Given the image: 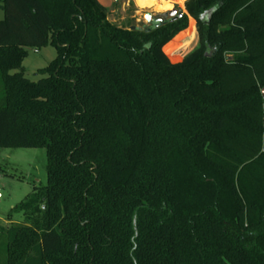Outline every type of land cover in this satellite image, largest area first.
<instances>
[{"label":"trees","instance_id":"trees-1","mask_svg":"<svg viewBox=\"0 0 264 264\" xmlns=\"http://www.w3.org/2000/svg\"><path fill=\"white\" fill-rule=\"evenodd\" d=\"M184 7L128 28L98 0L0 2V148L48 159L0 264H264V0ZM190 19L198 47L172 62Z\"/></svg>","mask_w":264,"mask_h":264},{"label":"rangeland","instance_id":"rangeland-1","mask_svg":"<svg viewBox=\"0 0 264 264\" xmlns=\"http://www.w3.org/2000/svg\"><path fill=\"white\" fill-rule=\"evenodd\" d=\"M166 2L167 0H156L155 7L143 10L137 6L136 0H114L113 12L108 14L110 22L120 27L129 28L130 25L145 27L150 26V23L144 17L146 13H152L154 17H158L168 13L172 8L177 9L179 12L182 10L185 13L184 6L175 3V7H173L170 4H165ZM1 20H4V13L0 10ZM183 37H187V42H189L193 37V28H190L185 34L167 45L165 48L166 54L175 46L180 45ZM197 47L198 41H190L180 50L174 61L180 60L185 54L186 56L189 55ZM27 51L28 55L23 62V73L29 80L37 81L43 77L39 74V70L50 65L57 56V50L49 44L38 50L29 48ZM0 91L2 93L1 82ZM47 164L48 159L45 149L0 148V226L3 229H8L20 223L21 218L19 216L15 215L12 221L7 220V216L35 188L47 185ZM3 243V235L0 233V249ZM1 255L0 251V258H2Z\"/></svg>","mask_w":264,"mask_h":264},{"label":"crops","instance_id":"crops-1","mask_svg":"<svg viewBox=\"0 0 264 264\" xmlns=\"http://www.w3.org/2000/svg\"><path fill=\"white\" fill-rule=\"evenodd\" d=\"M186 1L187 0H167V2L165 4H168V5L170 4L173 7H175L174 6L175 3H178V5L185 6V2ZM98 2L101 5H103L108 10V14H110V13L113 12L114 0H112V1H109V0H98ZM108 19H109V21H111L109 15H108ZM192 22H194V25L192 24ZM190 28H193V37L191 38L190 41L191 42L192 41H196L197 42L198 41V39H197V29H196V22H195L194 19H191L190 20V25H189V28L187 30H189ZM187 30H185L184 32H182L181 34H179L171 42H174L177 38H179V36H181L182 34H185L187 32ZM189 42H187V37H183L182 40H181V42H180V45L175 46L173 49H171L170 51L167 52V55L169 56V58L171 59L172 62H179V61L183 60L186 57V54H185L180 60L174 61V59L178 56L180 50H182V48H184V46H186V44L189 43ZM0 93H1V91H0Z\"/></svg>","mask_w":264,"mask_h":264},{"label":"water","instance_id":"water-1","mask_svg":"<svg viewBox=\"0 0 264 264\" xmlns=\"http://www.w3.org/2000/svg\"><path fill=\"white\" fill-rule=\"evenodd\" d=\"M168 16L173 18L172 19L173 21H176L177 19H179L183 16V12L180 13L177 9H173L169 14H166V15L154 17V15L152 13H146L144 17L148 23L154 24L155 27H160L164 23L163 17H168ZM137 28L138 27H132L131 30H135ZM262 94L264 97V89L262 90Z\"/></svg>","mask_w":264,"mask_h":264},{"label":"bare ground","instance_id":"bare-ground-1","mask_svg":"<svg viewBox=\"0 0 264 264\" xmlns=\"http://www.w3.org/2000/svg\"><path fill=\"white\" fill-rule=\"evenodd\" d=\"M136 4L140 9H150L155 7L156 0H136ZM174 8L170 9L168 13H165L163 15L169 14Z\"/></svg>","mask_w":264,"mask_h":264},{"label":"built area","instance_id":"built-area-1","mask_svg":"<svg viewBox=\"0 0 264 264\" xmlns=\"http://www.w3.org/2000/svg\"><path fill=\"white\" fill-rule=\"evenodd\" d=\"M2 0H0V2H1Z\"/></svg>","mask_w":264,"mask_h":264},{"label":"flooded vegetation","instance_id":"flooded-vegetation-1","mask_svg":"<svg viewBox=\"0 0 264 264\" xmlns=\"http://www.w3.org/2000/svg\"><path fill=\"white\" fill-rule=\"evenodd\" d=\"M161 16V15H160Z\"/></svg>","mask_w":264,"mask_h":264}]
</instances>
